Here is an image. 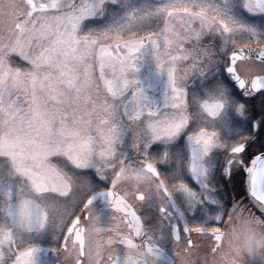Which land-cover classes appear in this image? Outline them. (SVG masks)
<instances>
[{
	"label": "snow or ice",
	"instance_id": "snow-or-ice-1",
	"mask_svg": "<svg viewBox=\"0 0 264 264\" xmlns=\"http://www.w3.org/2000/svg\"><path fill=\"white\" fill-rule=\"evenodd\" d=\"M0 264H264V0H0Z\"/></svg>",
	"mask_w": 264,
	"mask_h": 264
},
{
	"label": "flooded vegetation",
	"instance_id": "flooded-vegetation-1",
	"mask_svg": "<svg viewBox=\"0 0 264 264\" xmlns=\"http://www.w3.org/2000/svg\"><path fill=\"white\" fill-rule=\"evenodd\" d=\"M229 187H230V188H235V192H233V195H235L236 192H240V193L243 192V188L241 187V184H240V177H237V178L233 181L232 185H230ZM241 199H243V196H241ZM245 203H247V200H245ZM252 211H253V212H256V211L254 210V208L252 209ZM256 214H257V212H256ZM257 215H258V214H257ZM193 239L196 241V243L201 244V245H205V244L207 243V241L209 240L208 237H198V236H194ZM205 251H206V248L201 247V248L199 249V254H200V255H203V254L205 253Z\"/></svg>",
	"mask_w": 264,
	"mask_h": 264
},
{
	"label": "water",
	"instance_id": "water-1",
	"mask_svg": "<svg viewBox=\"0 0 264 264\" xmlns=\"http://www.w3.org/2000/svg\"><path fill=\"white\" fill-rule=\"evenodd\" d=\"M255 209V208H254ZM256 210V209H255ZM259 213V212H258Z\"/></svg>",
	"mask_w": 264,
	"mask_h": 264
}]
</instances>
